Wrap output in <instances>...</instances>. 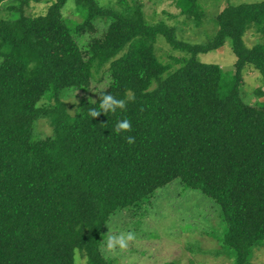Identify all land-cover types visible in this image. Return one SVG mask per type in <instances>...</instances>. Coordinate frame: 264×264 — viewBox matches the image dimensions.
Listing matches in <instances>:
<instances>
[{
	"label": "trees",
	"instance_id": "obj_1",
	"mask_svg": "<svg viewBox=\"0 0 264 264\" xmlns=\"http://www.w3.org/2000/svg\"><path fill=\"white\" fill-rule=\"evenodd\" d=\"M40 1L0 0L8 13L0 19V264H74L77 250L87 264H112L103 252L111 218L140 211L175 180L214 206L221 223L204 231L218 242L209 252L253 264L264 246V91L248 94L242 76L251 67L264 85V0H228L204 43L148 23L139 0H73L80 22L63 15L68 0L27 12ZM173 2L195 27L204 23L201 0ZM99 21L102 35L83 51L74 33H96ZM250 29L258 38L248 47ZM161 37L184 55L159 59ZM227 40L233 74L198 58ZM105 66L108 88L71 115L60 93L88 88ZM103 94L124 99L126 109L91 119ZM44 97L53 106H39ZM43 117L53 127L44 138L34 133ZM123 119L132 130L116 134Z\"/></svg>",
	"mask_w": 264,
	"mask_h": 264
},
{
	"label": "rangeland",
	"instance_id": "obj_2",
	"mask_svg": "<svg viewBox=\"0 0 264 264\" xmlns=\"http://www.w3.org/2000/svg\"><path fill=\"white\" fill-rule=\"evenodd\" d=\"M100 5L116 7V0H97ZM228 0H201L206 11L204 23L195 27L186 16L180 13L173 0H139L146 20L150 24L164 22L175 28L176 37L192 43H204L214 36L216 32L215 17ZM232 3L254 2L258 0H231ZM53 0H41L32 3L27 10L32 15L45 13ZM76 8L73 0H68L63 7V15L70 22H80V14L73 13ZM7 11L0 7V19L7 18ZM68 21V22H69ZM69 22V23H70ZM215 25V26H214ZM97 32L86 34L74 33L83 51H87L88 44L94 37H100L104 31L103 22L96 25ZM258 34L250 29L245 37L246 46L250 47L257 41ZM161 39V40H160ZM156 43L155 53L164 62L170 61V56L184 55L172 50L164 38ZM200 61L217 63L224 71L234 73L233 67L236 56L233 53L229 40L216 50L198 55ZM108 66L94 73V78L88 88L66 89L60 93L68 112L74 115L81 99L95 100L101 91L108 88ZM243 86L248 94H253L256 89L264 91L261 76L251 67L243 71ZM264 95L259 97L263 100ZM54 100L44 97L39 101V106H53ZM34 133L38 137L53 134V127L48 118L38 119L34 124ZM200 192L183 189L179 180H175L156 190L155 195L141 206L140 211L123 210L111 218L106 225L103 252L112 260V264H231L224 255L215 256L209 251L218 247V242L204 231L219 227V217L215 214L214 206ZM210 203V204H209ZM120 231H131L136 234V239L130 241L127 249L109 253L105 250V241L110 235ZM77 250L74 264H87L86 257ZM253 264H264V246L253 251Z\"/></svg>",
	"mask_w": 264,
	"mask_h": 264
},
{
	"label": "clouds",
	"instance_id": "obj_3",
	"mask_svg": "<svg viewBox=\"0 0 264 264\" xmlns=\"http://www.w3.org/2000/svg\"><path fill=\"white\" fill-rule=\"evenodd\" d=\"M126 101L124 99H117L112 94H103L101 102L98 107L89 108L88 116L92 119L100 115L101 113L107 115L109 113L115 115L117 110L126 109ZM132 130V125L130 120L123 119L116 123L114 131L116 134L122 132H130ZM126 141L129 144L134 143L135 137L127 136ZM136 239V234L131 231H120L116 235H110L105 241V250L109 253H115L118 250H125L128 247L130 241Z\"/></svg>",
	"mask_w": 264,
	"mask_h": 264
}]
</instances>
